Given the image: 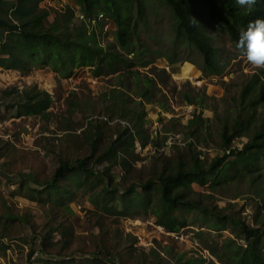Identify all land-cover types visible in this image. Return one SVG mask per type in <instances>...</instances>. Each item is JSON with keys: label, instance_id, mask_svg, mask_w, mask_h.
<instances>
[{"label": "rangeland", "instance_id": "374dc122", "mask_svg": "<svg viewBox=\"0 0 264 264\" xmlns=\"http://www.w3.org/2000/svg\"><path fill=\"white\" fill-rule=\"evenodd\" d=\"M140 3L139 14L133 0L120 1L130 31V48L122 53L133 61L131 69L121 66L119 72L96 76L89 66L73 67L63 75L50 66L34 67L28 73L0 68V264H107L98 252H107L116 264H184L189 258L206 259L198 264H231L234 247L229 241L245 246L234 220L245 221L242 213L248 209L252 225L264 227V156L243 165L234 164L235 155H230L219 179L213 177L214 184L175 187L172 195L180 193L195 206H167L161 200V172L173 173L180 164L190 169L188 150L204 166L225 153L222 129L237 116L244 102L241 90L252 75L259 74L264 82V69L249 64L227 33L192 2L190 9L211 38L219 60L228 61L221 75L205 74L200 70V54L175 41L173 15L164 0ZM40 6L48 9L49 22L69 7L74 10L71 29L84 21L86 31L95 33L104 51L118 50L114 25L100 8L89 18H79L82 13L74 0H43ZM145 60L153 63L139 67ZM145 75L156 79L157 85L150 87L152 99L137 97ZM32 86L51 97L48 116L18 114L15 104L20 93ZM113 89H123L134 112L119 116ZM186 94L197 95L202 105H187ZM256 103L254 120L232 146L241 148L264 127V96L258 92ZM132 113L141 114L139 133L133 129ZM120 121L132 129L135 146L145 144L140 153L133 145L128 154H118L109 173L114 189L106 190L102 178L76 171L64 177L69 195L59 199L43 190L60 162L86 157L88 168L103 172L109 163H96L124 129ZM168 135L195 145L166 148ZM96 137L97 147L90 151ZM131 184L135 188L126 194ZM167 217L184 235L193 233L198 246L160 234L155 223ZM259 241L264 254V238Z\"/></svg>", "mask_w": 264, "mask_h": 264}, {"label": "trees", "instance_id": "16d2710c", "mask_svg": "<svg viewBox=\"0 0 264 264\" xmlns=\"http://www.w3.org/2000/svg\"><path fill=\"white\" fill-rule=\"evenodd\" d=\"M43 0H0V68L4 70H17L19 72L28 73L34 67L50 66L53 70L70 74L73 67L89 66L95 68V75H100L101 72L116 73L122 70L121 66H126V69H131L134 63L129 59L128 55H124L122 51L129 49L130 31L128 30V22H126L121 10L120 1L129 2L130 0H74L75 5L85 18H89L96 14L95 8H100L102 13L111 20L115 28L116 47L118 50L104 51L98 45L95 39V33L89 34L86 31L84 21L79 28H70L71 20L74 17V10L69 7L66 11L58 13L52 17L49 22L48 9L42 8L40 4ZM136 5L137 12H141L142 7L140 0H133ZM103 2V4H100ZM173 15L175 41H179L184 45L193 47L201 57L200 70L208 75L218 76L223 73L227 67L226 62H221L218 58L217 50L212 44V40L205 32L204 27L195 18L190 9L192 2H196L198 6L204 10L212 21L214 26L227 33L234 48H237L239 34L245 30L248 23L255 19H264V0H257L256 4L248 6H240L236 0H164ZM140 14V13H139ZM138 14V15H139ZM192 19H195L199 25L193 26ZM241 53V52H240ZM130 54V52H129ZM152 61L145 60L139 67H147L152 64ZM47 64V65H44ZM164 73V70L162 69ZM259 74H253L247 85L241 90V97L244 100L237 116L230 125H225L222 129V143L224 149H230V155H235L236 163L243 165L251 164L257 156H264V127L256 130L251 139L243 144L241 148L233 147L232 143L235 138L242 135L247 126L254 120L256 114V93L264 96V82ZM141 80L143 88L137 95L138 98L149 97L152 99L150 87L157 85L154 76H143ZM139 73H133L134 84L139 83ZM115 90V91H114ZM117 94L114 110L121 115L127 111H132L129 106V98L126 97L123 89H113ZM112 91V92H113ZM20 101L17 105L18 114L33 115V116H48L47 109L52 102L51 97L45 91L39 90L36 86L25 89L20 93ZM245 100H248L247 102ZM184 101L187 105H202V101L197 95H184ZM133 116V129L136 132L142 130L137 121L142 120L141 114ZM195 119L200 120L196 115ZM195 123L190 122L191 126ZM123 130L118 131L115 139L112 141L108 152L99 158L97 163L107 161L109 166L103 172H98L92 168H88L86 157L76 159L72 163L60 162L51 179L43 188L45 192L54 194L56 198L69 195L70 192L64 185V177L72 172H80L84 176H96L106 181L105 189L112 187V179L109 175L110 168L117 164L119 153L128 154L135 143V136L132 133L129 125H124ZM191 136L192 133H190ZM97 136V134H96ZM98 137L91 141V150L97 147ZM145 144L144 142L142 145ZM141 145V146H142ZM195 144L189 142L187 147H192ZM135 147V145H134ZM133 147V148H134ZM191 157L192 166L190 169L184 168L183 164L173 173L161 172L159 182L161 184L160 196L161 200L167 206L187 205L195 206L196 202L185 199L182 194L172 191L175 187H182L185 184L193 182L201 186L211 185L213 177L219 179L220 170L224 165L229 164L226 160L230 155L223 153L220 157L216 156L204 166L199 160L198 155L193 154L188 150ZM123 166L127 165L126 159H122ZM214 179V180H215ZM62 182V183H61ZM135 185L131 184L126 189V194L134 190ZM147 188L148 185H142ZM12 220L15 216L9 215ZM263 226H264V221ZM238 230L243 237L245 246L237 245L236 242L229 241L233 245L234 250L230 256L231 264H264L263 248L260 247V237L264 238V227L248 226L245 221H235ZM157 225L164 227L169 232H178L175 220L169 217L163 219ZM32 251L28 258L32 256ZM103 259H106L107 264H116L110 258V255L105 252L97 253ZM215 254L216 258L220 256ZM182 258V257H179ZM202 258H189L184 264H198L204 262ZM29 264H32L30 262ZM213 264V263H212Z\"/></svg>", "mask_w": 264, "mask_h": 264}, {"label": "clouds", "instance_id": "9594fccd", "mask_svg": "<svg viewBox=\"0 0 264 264\" xmlns=\"http://www.w3.org/2000/svg\"><path fill=\"white\" fill-rule=\"evenodd\" d=\"M236 2L242 7H251L257 0H236ZM192 24L199 25L195 19H192ZM237 48L254 68L264 69V19H255L248 23L246 29L239 34Z\"/></svg>", "mask_w": 264, "mask_h": 264}, {"label": "built area", "instance_id": "2783aa9c", "mask_svg": "<svg viewBox=\"0 0 264 264\" xmlns=\"http://www.w3.org/2000/svg\"><path fill=\"white\" fill-rule=\"evenodd\" d=\"M83 17H84L83 15H80L79 18H83ZM167 67H169V66H166L164 68L167 71H169L167 69ZM191 108H193V107H191ZM191 113H192V111L190 112V114ZM121 123H122V125L126 124L124 122H121ZM155 126H156V124H155ZM189 142H190V140H184L183 137H179V136L172 137L171 135H168L167 139H166V142H165V145H166V148L171 147L173 145L179 146L180 148H186ZM233 147H237V146L234 145ZM135 148H136V152H138V153H140V151L144 150V148H142V146L140 144L136 145ZM238 148H240V147H238ZM230 149H232V147ZM230 149L228 148V149L225 150V154L226 155H230ZM242 219H245V223L248 226H250V227L253 226L251 218H250V211L248 209H244V212L242 213ZM155 228L157 229V231L160 234L166 235L168 237H172V238H174L176 240L182 241L185 244H189L190 246H193V244L195 246H198L197 240L194 239L193 233H189L188 235H184L182 233V230H179L178 232H169L164 227H162L160 225H157V224H156ZM34 255H36V253H34ZM33 258H34V256H33ZM203 258H205V257L203 256Z\"/></svg>", "mask_w": 264, "mask_h": 264}]
</instances>
